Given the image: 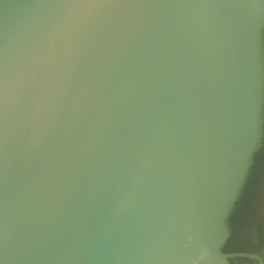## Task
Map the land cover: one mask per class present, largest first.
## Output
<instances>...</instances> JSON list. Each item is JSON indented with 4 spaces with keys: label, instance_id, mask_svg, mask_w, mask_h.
I'll list each match as a JSON object with an SVG mask.
<instances>
[{
    "label": "water",
    "instance_id": "95a60500",
    "mask_svg": "<svg viewBox=\"0 0 264 264\" xmlns=\"http://www.w3.org/2000/svg\"><path fill=\"white\" fill-rule=\"evenodd\" d=\"M263 122L264 0H0V264H263Z\"/></svg>",
    "mask_w": 264,
    "mask_h": 264
},
{
    "label": "flooded vegetation",
    "instance_id": "af4514ba",
    "mask_svg": "<svg viewBox=\"0 0 264 264\" xmlns=\"http://www.w3.org/2000/svg\"><path fill=\"white\" fill-rule=\"evenodd\" d=\"M255 154L258 163L252 164L246 179L248 187L243 212L234 217L231 225L228 223L229 236L222 252L255 255L264 264V122L262 142ZM229 264L261 262L256 258L234 257L229 259Z\"/></svg>",
    "mask_w": 264,
    "mask_h": 264
},
{
    "label": "trees",
    "instance_id": "16d2710c",
    "mask_svg": "<svg viewBox=\"0 0 264 264\" xmlns=\"http://www.w3.org/2000/svg\"><path fill=\"white\" fill-rule=\"evenodd\" d=\"M256 159H257V155L255 154V156L253 158V165H256L258 163ZM252 167L253 166H251V169H252ZM247 187H248V183L245 182V184H244V186L242 188L240 197L237 200V202H236V204H235V206H234V208L232 210V213H231V215L229 217V220H228L229 225H231V223H232V221H233V219H234V217L236 215H238V214L243 212L242 207H243L244 202H245V200L247 198ZM227 247H229V245Z\"/></svg>",
    "mask_w": 264,
    "mask_h": 264
}]
</instances>
